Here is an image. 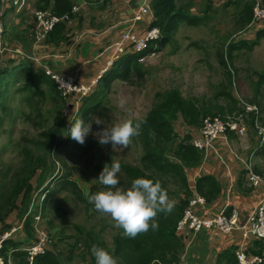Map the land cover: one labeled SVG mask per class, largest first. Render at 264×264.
Masks as SVG:
<instances>
[{
	"label": "trees",
	"instance_id": "1",
	"mask_svg": "<svg viewBox=\"0 0 264 264\" xmlns=\"http://www.w3.org/2000/svg\"><path fill=\"white\" fill-rule=\"evenodd\" d=\"M106 1L109 2V0ZM193 1L152 0L151 9L154 14V22L153 24L151 23L149 28L152 26L160 29V40L151 43L150 48L143 54L124 56L110 70L105 72L100 81V87L101 84L104 86V90H102L104 94H102L101 98H98L99 93L95 92L92 96H90L91 93L90 97L82 99H85V101L79 111L81 119L86 123L94 122L97 117L105 121L110 120L111 108L105 104L104 96L109 84L117 79L131 81L133 73L142 77L144 71L140 61L146 55H152L168 44L173 43L175 35L182 24L187 23L193 27L199 26L202 23V19L191 14V9L194 6ZM202 1L207 17H209L208 13H210L216 18L217 14L225 12V9L231 6H235L239 9L238 14H235L238 27L245 30L252 22L253 0H227L219 10L215 9L214 2L209 0ZM55 2L56 5L54 6ZM37 10H50L58 16H62L72 11V4L68 0H54L53 3L51 0H47L42 5L39 3ZM207 17L204 16L206 22L213 18L208 19ZM66 28L64 23L54 26L49 34L48 41L59 44L61 41L67 40L64 34ZM263 37L264 28L257 33V39ZM17 40L21 41L18 36ZM228 51H231V55H228L227 60L224 52L218 54L221 65L225 68L232 61V50ZM6 73L7 70L4 71L0 67V86L3 78L5 81L3 84L5 88L0 90V99L5 97L8 92L13 95L27 93L28 96L22 100L26 102L28 107L31 106L32 112H25L22 115L28 122L42 126L41 122L47 120L45 115H51V111L47 110V113L44 111V106L48 101L59 109L60 114H62L61 109L65 106L70 108L68 106L69 101L62 96L56 83L45 74H36L28 67H23L16 75L6 76ZM228 73V80L232 84V73L230 71ZM262 77L264 79V76ZM10 79L13 84L9 82ZM221 94L228 96V98L232 97L230 93L224 92ZM200 102L201 100L199 99L190 100L184 98L177 88L157 92L152 109L144 119L134 122V124L140 122L139 135L135 137H137L136 139L141 145L142 155L135 164L120 161L121 171L118 174V187L127 189L131 187V183L135 178L145 177L159 180L167 190L168 196L171 195L176 198L179 196L180 191L185 190L184 197L179 198L180 200L177 204H173L170 213H158L156 220L159 227L157 229H150L135 238L126 237L122 228H116L113 226L114 223L105 220V225L100 230H96L94 226L88 229L78 227L79 236L75 238L74 243L69 248L59 249V243L65 238L68 223H66L67 216L60 213L61 209L57 204V197L63 193H70L75 200L86 205L88 213H92L96 210L94 205L90 204L85 198L84 193L88 192L91 195L105 190V186L99 183L96 189L92 187L89 190L83 189L78 180L74 179L71 174H66L55 184L49 181L55 171V161L51 159L55 150L58 147L67 146L71 142V138L59 139L61 125L58 123L53 124L46 130H42L31 139L23 137L19 150V164L8 166L2 172L0 180V225L2 226L0 238L5 232L12 229L13 226L7 223L11 217L18 219L19 225L23 224V229L18 236L23 232L26 236V242L17 241L13 238L5 241L2 255L6 264H8L9 257H11L14 264L27 263V253L22 251L21 248L38 242V232L34 227L35 217L38 215L43 223L41 228L48 234L50 242L47 245L46 252L35 258L34 264H95V258L91 253V247L94 244L104 247L112 253L118 258L119 264H179L183 245L176 227L192 196H188L189 188L185 169L198 167L204 157V152L193 145V137L190 133L184 136L177 133L175 123L181 119L188 128H200L203 120L208 116L216 117L221 115L224 118V116L228 115L225 109L219 108L220 110L214 112L211 108H207L204 105L200 106ZM2 104L0 102V107ZM228 111L233 113L234 109L231 108ZM239 114L237 113V115ZM248 120H250L249 124L253 127L255 122L252 114L249 115ZM2 126L3 122L0 115V134ZM96 126L98 125L92 124V127ZM91 148L92 145H89L85 149L90 150ZM100 151H96L94 155V157H97L94 169L98 173L101 172L106 163L110 164L113 160L110 152L106 151L105 156H102ZM254 171L258 174H263L256 167H254ZM246 173L247 171L244 172V176ZM34 178H36L37 189L33 184ZM168 180H174L179 190L172 192L168 189ZM212 181L214 183L213 178ZM43 187V192L38 193ZM31 205L35 206V208L30 213ZM96 213L99 212L96 211ZM54 217L58 220L61 217L63 222L59 225L56 224L57 219ZM107 227H114L117 230V233L112 237V245L102 237ZM236 249L237 246H234V249H228L220 253L216 264H239L235 253ZM248 249L253 255H262L264 253V242L255 241L253 246ZM77 259H79V262Z\"/></svg>",
	"mask_w": 264,
	"mask_h": 264
},
{
	"label": "rangeland",
	"instance_id": "2",
	"mask_svg": "<svg viewBox=\"0 0 264 264\" xmlns=\"http://www.w3.org/2000/svg\"><path fill=\"white\" fill-rule=\"evenodd\" d=\"M209 1L214 2L217 10L222 8L226 2L223 0ZM193 5V8H199L195 3ZM238 12V8L231 6L225 9V12L217 14L215 19L207 22L203 20L200 26L193 27L186 23L182 24L175 35L173 43L140 61L144 71L142 77L133 73L131 81L120 79L112 81L104 95L105 104L111 108L110 120L101 119L102 125L92 127V131L86 137L83 145L73 140L68 130L71 127L70 122L74 123L76 119H80L79 111L83 107L85 99L78 100L71 108L65 106L61 109L62 114L59 113V109L48 101L44 106V111L45 113L48 112L47 110L51 111V115H45L47 120L41 122L42 126H37L28 122L22 115L25 112H32L31 106L28 107L26 102L22 100L28 94L13 95L8 92L5 97L0 99V102L3 103L0 107L3 122L0 134V180L2 172L8 166L19 164V150L23 137L31 139L42 130L58 123L61 125L59 139L71 138V142L69 145L58 147L55 150L51 158L55 161V171L49 181L55 184L66 174H71L74 179L78 180L83 189L89 190L91 187L96 189L99 184L97 180L99 173L94 169L97 162V157H94L96 151L101 150L100 154L102 156H105L106 151L110 152L114 161L135 164L142 155V149L136 139L137 137L134 136L132 143L126 149L117 148L113 150L110 143L101 145L94 133L101 131L104 127L111 128L124 119H132L133 122L144 119L153 107L157 92H163L171 88L179 89L186 99L201 100L200 106L204 105L214 112L220 110L219 108L225 109L227 114L234 118H238L235 116H238L237 113H240L242 108L257 106L261 114L258 125L263 127L264 37L257 39L259 31L242 30L238 27L235 16ZM116 35L117 32L115 31L108 36V42L103 44V48L109 46ZM233 46L236 47L233 48ZM228 50H232V61L225 68L221 65L218 54L224 52L227 60L228 55H231V51ZM12 51L14 53V50ZM13 53L8 50L4 55L11 56ZM1 57L3 59L8 58L3 55ZM108 70L109 68L106 72ZM228 71L232 73V84L228 80ZM102 73L101 71L98 77ZM101 80L98 79L97 85L90 96L97 92L99 93L98 98L102 97L104 86L101 84L100 87ZM4 83L3 78L0 90L5 88ZM224 92L230 93L232 97L228 98V96L221 94ZM90 96H87V98ZM122 97L126 99L123 108L119 105ZM231 108L234 109L233 113L228 111ZM244 120L247 129L246 135L254 136V131L258 133L257 128L249 127L250 120H248V116ZM179 127L181 128L180 135L184 132L190 133L189 130L191 129L186 127L181 119L179 123H175V130ZM198 131L194 130V132ZM190 134L193 135V133ZM89 145H92V148L86 150L85 148ZM257 145L259 146V142H257ZM260 159L259 165L264 168V152ZM262 173L264 174V169ZM35 179H33V184L37 189ZM170 187L174 188L175 186L170 184ZM43 189L44 187L39 190V193H42ZM57 204L60 206V213L67 216L66 223H68L65 238L59 243V249L69 248L74 243L75 238L79 236L78 227L88 229L94 226L96 230H100L105 225V220L114 223L110 216L96 213V211L88 213L86 205L75 200L70 193L59 195ZM9 222L12 224V228L20 226L18 219L13 220V218H10ZM62 222L63 219L60 217L59 220L57 219L56 224L59 225ZM116 233L117 230L114 227H107L102 237L112 245V237ZM77 261L79 262V259Z\"/></svg>",
	"mask_w": 264,
	"mask_h": 264
},
{
	"label": "crops",
	"instance_id": "3",
	"mask_svg": "<svg viewBox=\"0 0 264 264\" xmlns=\"http://www.w3.org/2000/svg\"><path fill=\"white\" fill-rule=\"evenodd\" d=\"M53 1L51 0L52 3ZM144 1L151 5L152 0H109V2L106 0H68L72 4V10L75 8V12H68L69 19L63 22L67 27L64 32L67 40L59 44L48 41V38L34 39L32 33L37 6L47 0H27L25 7L19 12L10 2L3 4L0 1V13L3 12L1 20L6 30L7 46L38 57L40 60L39 63L21 55L14 57L3 55L8 58L3 59L0 56V67L4 71L7 70V73L9 72L6 76L16 75L23 67L31 68L36 74H44L45 71L62 75L77 72L80 82L87 84L95 80L107 66L106 59L101 53L105 48L103 44L108 42V36L117 32L112 44L118 42L122 32L130 28L143 34L150 27L151 18H147L140 24L130 22L138 5ZM194 3L199 8H192L191 14L205 20L204 16L207 17V15L203 8V1L195 0ZM208 16V19L213 17L210 13ZM17 36L21 41L17 40ZM9 82L13 84L11 79ZM249 127L253 128L251 125ZM176 131L180 134L181 128H176ZM253 133L254 136L247 134L241 139L230 133L228 142L220 143L219 154L223 162L216 155L207 156L203 157L198 167L185 169L189 188L188 196L200 195L206 199V203L198 208L200 215L216 216L231 209H236L244 215L255 208L264 197V187L248 188L244 176L247 165L251 164L260 169V156L264 152V144L257 132ZM185 134L187 132L181 135ZM231 152L240 160L234 158ZM263 169L262 167L260 171L262 172ZM170 184H174L175 187L171 188ZM168 189L172 192L179 190L174 180H168ZM184 192L185 190L180 191L176 198L169 195V199L173 204H177L179 198L184 197ZM11 218L16 220L15 217ZM7 223L12 225L9 221ZM1 230L0 225V232ZM178 236L183 245L179 264H216L218 255L223 251L234 249V246H237L236 251L243 248L249 252L248 248L252 247L256 241L247 242L238 232L226 235L219 230L198 234L186 231ZM15 240L26 242L25 233H21Z\"/></svg>",
	"mask_w": 264,
	"mask_h": 264
},
{
	"label": "built area",
	"instance_id": "4",
	"mask_svg": "<svg viewBox=\"0 0 264 264\" xmlns=\"http://www.w3.org/2000/svg\"><path fill=\"white\" fill-rule=\"evenodd\" d=\"M12 2L14 6L21 8L24 5L25 0H12ZM148 14H150V10L146 2H144L138 7L130 22L132 24L139 23ZM36 18L37 40H43L48 33L52 31L56 24L67 21L69 16L65 15L59 17L50 12H38ZM263 28L264 0H253V19L245 30L259 31ZM3 34L4 28L0 25V53L7 50L3 46ZM159 37L160 31L157 28H153L144 34H140L134 28H130L122 32L121 39L118 42L105 47L101 55H103L108 61V67H111L116 60L127 54L144 52L149 47V43L157 40ZM45 73L56 82L62 96L69 101L68 105L70 108L73 107L78 100L81 101L84 97L91 94L98 79L101 77L100 76L87 84H82L77 73L63 75L50 71H46ZM250 112H255L256 114V128L258 129V135L261 142L264 143V128L258 125L259 109L257 106H248L247 108L245 107V113L235 116L238 118L230 117L231 115L225 116L224 118H222V116L206 117L198 132H194L195 129L189 130L190 133H193V145L204 152V157L216 155L223 162L222 156L219 154L220 143L223 141L228 142V135L230 133L235 134L238 138H242L246 135L247 129L244 118ZM231 155L234 158L239 159L232 152ZM246 167L247 173L245 174V179L247 187L251 189L264 187V175L256 173L251 164ZM205 203L206 199L200 195L193 196L189 199L184 214L177 224L178 234L183 235L186 231L198 234L211 230H219L226 235L238 232L241 234L242 239L247 242L249 240L264 242V197L257 203L255 208L244 215L240 214L236 209L228 210L216 216L200 215L198 213V208ZM34 208L35 206H30V213ZM42 226L43 223L41 222V217L38 215L35 217L34 224V227L38 232V242L31 243L30 245L21 248L22 251L27 253L26 264H34L35 258L44 254L47 250L50 238L41 228ZM22 228L23 224L19 227L13 228L10 232L5 233L0 238V264H6L2 255L4 242L20 232ZM236 256L239 264H264V253L262 255H253L247 252L246 249L239 248L236 251ZM8 264H14L11 257L8 259Z\"/></svg>",
	"mask_w": 264,
	"mask_h": 264
},
{
	"label": "clouds",
	"instance_id": "5",
	"mask_svg": "<svg viewBox=\"0 0 264 264\" xmlns=\"http://www.w3.org/2000/svg\"><path fill=\"white\" fill-rule=\"evenodd\" d=\"M0 1L3 4H5L6 2H10L11 5L18 12L21 11L27 3V0H25L24 5L21 8H18V6L13 5L12 0H4V1L0 0ZM144 2H146V1H144ZM146 4L149 7L150 14H148L141 22H139V24L142 23L146 18H151L152 24L154 22V14H153V11L151 9V5L147 2H146ZM139 6H140V4L138 5V7ZM74 9L71 12H75ZM136 11L137 10H135V12ZM38 12H50L51 14H54L50 10H46V11L37 10L36 11V13H35V26L33 27L34 39L35 38L37 39V33H36L37 18H36V14ZM2 15H3V12L0 13V25L3 26V28H4L3 46L7 49L6 51L9 50L13 53L12 50H14L15 54L13 53V55H11V57L16 56V53H17V55H19V56L21 55L26 59L37 61L40 63V60L38 57L28 55L27 53L22 52L21 50H16V48H10L7 46L6 41H5L6 30H5V27H4L2 20H1ZM54 15H56V14H54ZM65 15H67V14H65ZM65 15H62L59 17H63ZM56 16H58V15H56ZM200 19H202V18H200ZM202 21H203V19H202ZM63 22H65V21H63ZM63 22H60V23H63ZM60 23H58V24H60ZM153 28H157V27L151 26V28H148L144 33H147L148 31H150ZM157 29H159V28H157ZM159 31H160V29H159ZM49 34H50V32L48 33L46 38H44L43 40L47 39L49 37ZM160 38H161V32H160V37L157 40L149 43V47L147 48V50L150 48L151 43L157 42L158 40H160ZM5 52L0 53V56L4 55ZM144 52L130 53V54H143ZM130 54H127V55H130ZM148 56H150V55H148ZM148 56L146 55L144 59H146V57H148ZM123 57H121V58H123ZM34 59H37V60H34ZM120 59L116 60L114 62V64L117 61H119ZM144 59H142V60H144ZM106 62H108V61L106 60ZM114 64L111 67H108V64H107L106 70L108 68L110 70L114 66ZM106 70L102 71L103 73L101 74V77L99 79H101L103 77ZM45 72H44V74L46 75ZM75 73H77V72H72V73H67V74H75ZM6 75H8V74H6ZM57 87H58V85H57ZM125 104H126V99L122 97L119 101V105H120V107L123 108L125 106ZM241 113H245V108H242V112H240V114ZM250 114L253 115V119L255 122L253 128L255 129L257 126L256 114H255V112H250L247 114V116L249 117ZM219 116H221V115H219ZM260 116H261V114L259 111L258 123L260 121ZM93 123H95L97 125L103 124L102 120L99 117H97L94 122H89V123H86L81 118L76 119L74 123L70 122L71 127L68 130V133L70 134V136L73 140H75L79 144L83 145L85 143L86 137L92 131V124ZM249 126H250V124H249ZM200 128H190V129L199 130ZM263 128H264V126H263ZM139 129H140V122H137L134 124L132 119H124V120L114 124V126H112L111 128L104 127L101 131L94 133V135L98 138V141L101 145H107L110 143L113 150H116L117 148L126 149L132 143V138L136 135H139ZM120 171H121V164L119 161H113L112 160L110 164L106 163L103 166L101 172L99 173L98 179H97L101 185L105 186V190L98 191V192L91 194V195H89L88 192H85L84 193L85 198L88 200V202L90 204L94 205V209L97 212H99L103 215L110 216L111 220L114 222L113 226L116 228H122L124 235L126 237L135 238L137 235L144 234V233L148 232L150 229H152V230L157 229L159 227V224L156 220L158 213L159 212L170 213L172 211V208H173V202L169 199L167 190L162 186V183L159 180H153V179H149V178H145V177L135 178L131 183V187H129L127 189L118 187V184H119L118 174L120 173ZM194 196H196V195H194ZM176 230H177V227H176ZM10 231H8V232H10ZM5 233H7V232H5ZM16 235H14L11 238L16 239L17 237L14 238ZM91 253L95 258V264H119L118 258L115 257L112 253H110L104 247H101V246L94 244L91 247Z\"/></svg>",
	"mask_w": 264,
	"mask_h": 264
}]
</instances>
